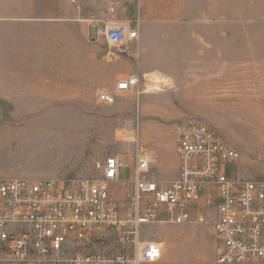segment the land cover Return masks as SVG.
<instances>
[{
    "label": "rangeland",
    "instance_id": "1",
    "mask_svg": "<svg viewBox=\"0 0 264 264\" xmlns=\"http://www.w3.org/2000/svg\"><path fill=\"white\" fill-rule=\"evenodd\" d=\"M99 9L100 0H0V179H93L98 162L121 155L124 180L134 131L171 163L177 125L196 121L240 152L233 180L264 181V0H140L120 16L140 21L138 40L122 49L96 39ZM241 72L257 83L249 74L239 87ZM130 76L140 80L133 90L97 102ZM143 236L162 244L154 264H216L208 227L158 222ZM116 246L109 233L82 251ZM0 264L21 263L0 250Z\"/></svg>",
    "mask_w": 264,
    "mask_h": 264
},
{
    "label": "built area",
    "instance_id": "2",
    "mask_svg": "<svg viewBox=\"0 0 264 264\" xmlns=\"http://www.w3.org/2000/svg\"><path fill=\"white\" fill-rule=\"evenodd\" d=\"M139 1L100 0L90 25L96 39L117 49L137 41L140 21L120 16ZM139 83L130 76L96 100L115 104ZM132 135L134 165L124 180L121 173L128 165L121 155L98 162L93 179H0L1 252L21 264H154L163 256L162 244L144 239L143 233L166 222L210 228L218 241L216 264L264 263V181L238 182L229 176L228 167L241 157L238 150L205 124L181 123L175 130L178 176L163 185L149 178L156 153L140 144L136 131ZM201 207L214 209L200 212ZM109 233L115 249L82 251Z\"/></svg>",
    "mask_w": 264,
    "mask_h": 264
},
{
    "label": "crops",
    "instance_id": "3",
    "mask_svg": "<svg viewBox=\"0 0 264 264\" xmlns=\"http://www.w3.org/2000/svg\"><path fill=\"white\" fill-rule=\"evenodd\" d=\"M90 34V32H89ZM249 74H251V78H252V85H254V83H257V76H254V72L252 73H248V72H241L239 73V87L241 86H244V83L246 81V83H248V79H249ZM241 106L243 107V104H241ZM240 106V107H241ZM241 107V108H242ZM126 125V124H125ZM125 131H126V127H125ZM155 146L150 148L152 149L154 152L158 153L161 151V147L160 144L158 142H155ZM146 147V146H145ZM149 148V147H147ZM170 149V153L171 155L174 157V156H177V147H176V142L173 141L169 148ZM160 160V159H159ZM157 163L159 164L158 165V170H157V173L152 176V180H155L163 185H167L169 183H171L173 180H175L178 176V158L171 161V163L169 162H159L158 161V156H157Z\"/></svg>",
    "mask_w": 264,
    "mask_h": 264
},
{
    "label": "bare ground",
    "instance_id": "4",
    "mask_svg": "<svg viewBox=\"0 0 264 264\" xmlns=\"http://www.w3.org/2000/svg\"><path fill=\"white\" fill-rule=\"evenodd\" d=\"M153 88H158V87L154 86V87H152V88L150 87L149 89L152 90ZM191 257H192V256H191Z\"/></svg>",
    "mask_w": 264,
    "mask_h": 264
}]
</instances>
